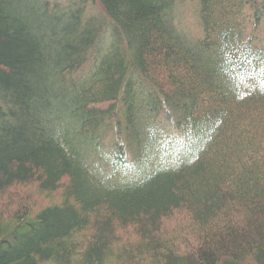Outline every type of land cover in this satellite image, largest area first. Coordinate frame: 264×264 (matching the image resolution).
<instances>
[{
  "label": "trees",
  "instance_id": "trees-1",
  "mask_svg": "<svg viewBox=\"0 0 264 264\" xmlns=\"http://www.w3.org/2000/svg\"><path fill=\"white\" fill-rule=\"evenodd\" d=\"M0 264H264V0H0Z\"/></svg>",
  "mask_w": 264,
  "mask_h": 264
},
{
  "label": "rangeland",
  "instance_id": "rangeland-1",
  "mask_svg": "<svg viewBox=\"0 0 264 264\" xmlns=\"http://www.w3.org/2000/svg\"><path fill=\"white\" fill-rule=\"evenodd\" d=\"M56 196V195H55ZM37 202H38V206H48L50 205L52 202H54L51 198L52 195H43V194H38L37 197H35ZM54 199H56V197H53Z\"/></svg>",
  "mask_w": 264,
  "mask_h": 264
}]
</instances>
